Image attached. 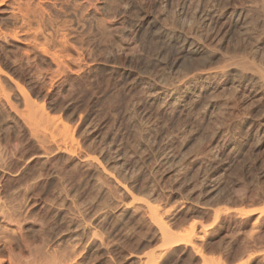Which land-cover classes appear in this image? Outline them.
Returning <instances> with one entry per match:
<instances>
[{
    "label": "rangeland",
    "instance_id": "obj_1",
    "mask_svg": "<svg viewBox=\"0 0 264 264\" xmlns=\"http://www.w3.org/2000/svg\"><path fill=\"white\" fill-rule=\"evenodd\" d=\"M263 2L5 0L0 5V26L19 32L16 40H0V64L9 75L19 82L22 80L25 86L28 84L25 88L32 98L40 99L50 117L69 122L77 141L75 150L68 154L58 145L60 142L53 141L45 127L37 128L35 125L39 123L36 122H27L32 128L27 123L26 127L21 115L19 118V114L3 105L4 101L0 99L3 102H0V200L5 199L1 201L7 207L2 202L0 205L3 210L11 208L9 211L14 210L21 218L29 243H36L48 235L59 236L61 230L63 237L73 235L77 229L81 234L85 230L84 251L79 261L86 260L85 264H137L139 261L130 254L145 257L161 246L156 228L141 212L134 210L142 194L156 190L159 195L156 191L153 193L159 202L168 203L171 215L175 216L174 219L171 216L172 229L181 231L197 221L201 230L198 246L202 255L226 264H245L248 253L260 254L264 249V212L260 215V210L264 209V84L243 86L235 79L234 84L224 86L225 78L210 86L193 83L197 94L202 95L191 99L196 100V104L188 101L191 96L185 82L196 72L217 65L227 66L232 59L243 61V67L249 63L250 67L245 66L246 69L256 68L254 71L259 70L258 73L264 71ZM18 5L28 9L31 18L35 19L30 31L17 17ZM40 19L43 22L38 26ZM165 28L171 30V36L165 33ZM180 32L188 37L197 36L199 40L201 37L206 49L215 47L222 57L218 54L214 59L204 51L186 53ZM43 42L50 54L52 50L61 49L58 50L60 60L65 65L61 79L57 77L61 72L57 73L50 54L41 53L40 48L36 51L35 46L45 44ZM25 52H30L33 64L30 60L28 64L31 66L26 63ZM224 59H229L225 61L226 65ZM39 70L43 72H40L41 77ZM51 73L55 74L56 80H52ZM44 74L51 79L44 77V80ZM0 82L10 88L8 91L14 88L5 76H0ZM237 84L241 88H236ZM12 90L10 100L23 103L18 91ZM175 97H178L177 101ZM180 99L188 101L189 105ZM33 127L39 129L38 133L35 130L36 137ZM48 134L50 137L47 138ZM118 181L125 190L118 186ZM134 195L138 196L136 202L131 198ZM252 207L254 210L259 208L253 215L241 214ZM258 216L261 217L256 236L251 224ZM77 224L81 229L75 228ZM94 230L97 233L101 230L99 234L103 239L107 238L104 240L108 247L96 248L97 239L90 237L91 242L88 240ZM247 233L253 234L251 239ZM111 240L116 245L113 246ZM251 248L255 250L250 251ZM169 251L162 255L159 264H205L191 248L179 246ZM257 259L249 264H264L259 262L261 258Z\"/></svg>",
    "mask_w": 264,
    "mask_h": 264
},
{
    "label": "bare ground",
    "instance_id": "obj_2",
    "mask_svg": "<svg viewBox=\"0 0 264 264\" xmlns=\"http://www.w3.org/2000/svg\"><path fill=\"white\" fill-rule=\"evenodd\" d=\"M4 1L5 0H0V5H3L4 4ZM39 2H41L42 0H38ZM88 0H86V2H87ZM210 1H212V0H210ZM257 1V0H256ZM262 1V0H261ZM90 2V1H89ZM209 2V1H208ZM207 2V3H208ZM199 3V2H198ZM262 3V2H261ZM86 4V3H85ZM185 4V3H184ZM194 5V4H193ZM196 5H197V3H196ZM259 5V4H258ZM257 5V6H258ZM263 5H264V2H263ZM185 6V5H184ZM189 6V5H188ZM201 6V5H200ZM199 7V6H198ZM17 8H18V15H17V17H18V19H20V21H21V23H22V26L24 27V28H26V29H28L29 28V31H30V27H31V25H32V20H35L34 19V17H33V19L31 18V16H30V14H29V11H28V9L26 10V9H24L21 5H18L17 6ZM257 8V7H256ZM259 8V7H258ZM241 9V8H240ZM255 9V8H254ZM261 9V8H260ZM199 10V9H198ZM205 10V9H204ZM212 10V9H211ZM203 11V10H202ZM241 11V10H240ZM251 11V10H250ZM255 11V10H254ZM217 12V11H216ZM260 12H262V10L260 11ZM190 13V12H189ZM230 13V12H229ZM247 13H248V11H247ZM201 14V13H200ZM234 14V13H233ZM236 14V13H235ZM234 14V15H235ZM239 14H240V12H239ZM264 14V13H263ZM179 15V14H178ZM186 15H187V13H186ZM203 15V14H202ZM217 15V14H216ZM222 15V14H221ZM242 15V14H241ZM240 15V16H241ZM245 15V14H244ZM254 15V14H253ZM185 16V15H184ZM209 16V15H208ZM210 16H211V14H210ZM252 16V15H251ZM199 18H200V16H199ZM204 18V17H203ZM207 18V17H206ZM219 18V17H218ZM260 18V17H259ZM264 18V17H263ZM217 19V18H216ZM238 20V19H237ZM252 20V19H251ZM263 20V19H262ZM212 21H213V19H212ZM239 21V20H238ZM42 20L40 19L39 21H38V23H39V25L38 26H41V24H42ZM210 22H211V20H210ZM219 22V21H218ZM212 23V22H211ZM230 23V22H229ZM245 23V22H244ZM243 23V24H244ZM161 24V23H160ZM182 24V23H181ZM215 24V23H214ZM221 24V23H220ZM185 25H186V23H185ZM187 25H188V23H187ZM189 25H191V24H189ZM209 25H210V23H209ZM181 26V25H180ZM179 26V27H180ZM215 26V25H214ZM164 27V26H163ZM183 27V26H182ZM211 27V26H210ZM216 27V26H215ZM166 28H169V26L168 27H166ZM166 28H165V33L168 35V36H171V30H166ZM264 28V27H263ZM8 28H4V27H1L0 26V40L1 39H8V38H12V40H16V38H17V34L19 33H16V31H8L7 30ZM19 29H21V28H19ZM171 29V28H170ZM181 29V28H180ZM188 29V28H187ZM208 29H209V27H208ZM216 29V28H215ZM215 29H213V30H215ZM222 29V28H221ZM240 29V28H239ZM210 30H212L211 28H210ZM248 30V29H247ZM19 31H21V30H19ZM28 31V30H27ZM176 31V30H175ZM175 31H173L172 33H174ZM209 31V30H208ZM221 31V30H220ZM188 32V31H187ZM206 32V31H205ZM210 32V31H209ZM208 32V33H209ZM213 32V31H212ZM211 32V33H212ZM264 32V31H263ZM162 34V33H161ZM179 34V37H184L183 38V40H184V46H185V50L187 51L186 53H188V54H197V53H199V52H201V51H204V53L205 54H208L209 56H211V57H216V55H218L219 54V49H217L218 50V52H217V50H214L215 49V47L213 48V50H211L210 48L209 49H206V45H205V47L202 45V38L200 37V40H199V37H197V36H193V37H188L187 35H185L184 33H182V32H180V33H178ZM204 33H202V35H203ZM219 34V33H218ZM177 35V34H176ZM189 35H192V34H189ZM201 35V33L199 34V36ZM210 35V34H209ZM261 35V34H260ZM62 37H63V34H62ZM178 37V36H177ZM179 37H178V39H179ZM64 38H66V37H64ZM205 38V37H204ZM62 39V38H61ZM172 39H173V37H172ZM177 39V38H176ZM213 39V38H212ZM65 40V39H64ZM165 40L167 41V40H169L170 41V39L168 38V39H166L165 38ZM259 40V39H258ZM261 40V39H260ZM178 41V40H177ZM180 41V40H179ZM179 41H178V43H179ZM201 41V42H200ZM204 41H206V40H204ZM45 42H47V41H45ZM45 42H43V43H45ZM207 42V41H206ZM212 42V41H211ZM260 42V41H259ZM5 43H7V42H5ZM60 43V42H59ZM63 43V42H62ZM61 43V44H62ZM3 44V43H2ZM39 44V43H38ZM37 44V46H39ZM64 44V43H63ZM66 44V43H65ZM81 44V43H80ZM177 44V43H176ZM210 44V43H209ZM67 45V44H66ZM65 45V46H66ZM170 45V44H169ZM182 45V44H181ZM208 45V44H207ZM2 46V45H1ZM34 46V45H33ZM37 46H35L36 47V51H38V48H40V51H41V53H43V54H50V52H49V50H48V47H46L47 45H46V43L45 44H43V45H41V46H39V47H37ZM81 46V45H80ZM85 46V45H84ZM183 46V47H184ZM34 47V48H35ZM169 47V46H168ZM33 48V49H34ZM57 48V47H56ZM63 48V47H62ZM66 48H67V46H66ZM82 48V47H81ZM218 48V47H217ZM1 49H3L2 47H1ZM54 49V48H53ZM65 49V48H64ZM58 50L60 51L61 49H59L58 48ZM58 50H56V51H53L52 50V52H51V54H50V56L49 57H52V59H50V60H52V63L56 66V69H57V73L58 72H61V70L65 67V65H64V61L63 60H60L61 59V56L59 55L60 53H59V51ZM85 50V49H84ZM93 50V49H92ZM183 50V49H182ZM184 51V50H183ZM64 52V51H63ZM63 52H61V53H63ZM78 52V51H77ZM90 52V51H89ZM8 53V52H7ZM26 53V52H25ZM24 53V54H25ZM30 52H28V53H26V63L28 64V62H29V60L31 59L30 57H29V54ZM79 53V52H78ZM87 53V52H86ZM241 53H243V52H241ZM65 54V53H64ZM235 54V53H234ZM247 54V53H246ZM3 55V54H2ZM63 55V54H62ZM207 55V56H208ZM221 57H222V54H219ZM231 55V54H230ZM233 55V54H232ZM48 56V55H47ZM78 56H79V54H78ZM81 56V55H80ZM228 56V55H227ZM234 56V55H233ZM233 56H230L231 58L233 57ZM244 56H245V54H244ZM4 57V56H3ZM62 57H64V56H62ZM84 57V56H83ZM230 57H228V58H230ZM235 57H238V55L237 56H235ZM239 57H240V55H239ZM248 57V56H247ZM246 57V58H247ZM24 58V57H23ZM35 58H36V55H35ZM91 58V57H90ZM225 58H227V57H225ZM15 59V58H14ZM66 59V58H65ZM204 59H206L205 57H204ZM215 59V58H214ZM222 59V58H221ZM239 59V58H238ZM21 60V59H20ZM33 61H34V59H32ZM78 60H79V58H78ZM85 60V59H84ZM217 60V59H216ZM215 60V61H216ZM227 60H229V59H227ZM227 60H225L224 59V63H225V61H227ZM231 60V59H230ZM12 61V60H11ZM186 61V60H185ZM218 61H219V59H218ZM236 61H238V60H235V61H233V59L231 60V61H229V62H234L233 64L231 63V64H228L227 66H218L217 64V67H215V68H210V67H208L207 69H203L202 71H200V72H196V73H194L192 76H190V78L188 79V81L187 82H185L186 83V89L189 91V94H190V99H188V101L190 100L191 101V99L194 97V98H198L200 95V93L199 94H197V88L195 87V86H193V83L195 84V83H198V82H202V83H205L206 85H208V86H210V84L211 83H215L216 81L218 82L219 80H221V79H223V78H225V79H227V83H225L224 84V86H226L228 83H233L234 84V80L235 79H237L238 81L237 82H240L239 84H241V85H243V86H250V85H256L257 83H259V82H262V84H264V74H262V73H264V71L262 72H260V73H258L259 72V70H257L258 72H256V71H254L255 69H252L254 72L252 73L251 71V68L249 69L248 67H250V66H248L249 65V63H247L246 65H244V67L245 66H248L247 68L248 69H246V67L244 68L243 66H242V64L244 63L243 61L240 63L239 61V63L238 64H235V62ZM241 61V60H240ZM248 61V60H247ZM4 62V61H3ZM15 62V61H14ZM51 62V61H50ZM210 62V61H209ZM212 62V61H211ZM220 62V61H219ZM228 62V61H227ZM246 62V61H245ZM16 63V62H15ZM29 63H32L31 62V60H30V62ZM83 63V62H82ZM175 63V62H174ZM191 63V62H190ZM3 64V63H2ZM25 64V63H24ZM33 64V63H32ZM31 64V65H32ZM38 64V63H37ZM87 64V63H86ZM89 64V63H88ZM193 64V63H192ZM208 64V63H207ZM10 65V64H9ZM12 65H13V61H12ZM17 65V64H16ZM15 65V66H16ZM31 65H29L28 64V66H31ZM51 65V64H50ZM68 65V64H67ZM199 65V64H198ZM209 65V64H208ZM216 65H213V66H216ZM220 65H223V64H221V62H220ZM224 65H226V63L224 64ZM27 66V67H28ZM37 66H39V65H37ZM81 66V65H80ZM204 66V65H203ZM83 67V66H82ZM195 67V66H194ZM257 67V66H256ZM5 68V67H4ZM4 68L2 67V65L0 64V76H5L6 77V79H8V81L11 83V86H14V88L18 91V93H19V95H20V97L19 98H22V100L21 101H23V103L21 102H18L19 104H17V103H14V102H12L11 100H10V94L12 95V89H14V88H12L10 91H8V89H10V88H5L4 86L7 84V81H6V83H5V85H3V84H0V99H2L3 101H4V103L3 102H1V103H3V105H6L8 108H10V109H12V110H14V111H16V113H18L19 114V118H20V115H21V117L23 118V123H25V125H26V123L28 122V123H31V122H36V123H39V125L37 124V125H35L37 128H39L40 129V127H38V126H42V127H45V129H46V132L47 133H49L50 132V135H52L51 137H53V141H55V142H60V144H58V145H60V147L62 146L63 147V150L64 151H67V153L69 152V153H71V152H73L74 150H75V147H76V144H77V141H76V139H75V133H74V131L72 130V126L70 125L69 126V122L68 123H65V121H63V119H61V118H53L52 117V115H51V117H50V115H49V113H47V111H46V108H45V106H44V104H42V102L40 101V99H39V101L37 100V97H36V99H34V98H32V95H31V93L28 91V89H26L25 87L28 85H24V84H26V83H24L22 80H20V82L22 81L23 82V84H21L20 82H19V80L18 79H16V77H14V76H12V75H9V73H7V72H5L4 71ZM36 68V67H35ZM69 68V67H68ZM204 68V67H203ZM258 68V67H257ZM22 69V68H21ZM37 69V68H36ZM41 69V68H40ZM49 68L47 67V70H48ZM83 69V68H82ZM190 69V68H189ZM197 69V68H196ZM260 69V68H259ZM6 70V69H5ZM16 70V69H15ZM15 70H13V71H15ZM42 70V69H41ZM64 70V69H63ZM248 70H250V72L248 71ZM45 71V70H44ZM32 72V71H31ZM40 70H39V74H40ZM63 72V71H62ZM62 72H61V74L60 73H58V75L59 76H57V77H60L61 75H62ZM256 72V73H255ZM36 73V72H35ZM41 73H43V72H41ZM45 73V72H44ZM54 73L56 74V72L54 71ZM258 73V74H257ZM38 74V75H39ZM47 74V73H46ZM49 74V73H48ZM52 74V73H51ZM55 74L52 76V80L54 79V80H56V76H55ZM63 74H65V72L63 73ZM37 75V74H36ZM57 75V74H56ZM66 75V74H65ZM65 75H63L64 77H65ZM40 77H41V74L39 75ZM50 76V75H49ZM67 76V75H66ZM22 77V76H21ZM31 77V76H30ZM37 77V76H36ZM44 77H48V76H45V74H44V76H43V78ZM19 78V77H18ZM29 78V77H28ZM50 77H48V79H49ZM26 79V78H25ZM34 79V78H33ZM36 79H38V78H36ZM41 79V78H40ZM39 79V80H40ZM47 79V78H46ZM51 79V78H50ZM60 79H61V77H60ZM32 80V79H31ZM31 80H29L30 82V84L32 83V81ZM44 80H45V78H44ZM52 80H51V82H52ZM53 80V81H54ZM58 80V79H57ZM187 80V79H186ZM185 80V81H186ZM33 81H36V80H33ZM42 81H43V79H42ZM222 81V80H221ZM221 81H219L220 83H221ZM2 82V81H1ZM0 82V83H1ZM8 82V83H9ZM46 82V81H45ZM226 82V81H225ZM28 83V82H27ZM34 83V82H33ZM219 83V84H220ZM223 83V82H222ZM48 84V83H47ZM46 84V85H47ZM216 84V83H215ZM49 85V84H48ZM50 85H52V83L50 84ZM185 85V84H184ZM212 85V84H211ZM261 85V84H260ZM8 86V85H7ZM10 86V87H11ZM201 86V85H200ZM222 86V85H221ZM232 86H234V85H232ZM202 87V86H201ZM213 87V86H212ZM238 87H240V86H238V84H237V87L236 88H238ZM263 87V86H262ZM217 88V87H216ZM223 88V87H222ZM221 88V89H222ZM241 88V87H240ZM260 88V87H259ZM32 89V88H31ZM203 89V88H202ZM205 89V88H204ZM210 89V88H209ZM215 89V88H214ZM213 89V90H214ZM225 89V88H224ZM228 89V88H227ZM233 88H231V90H232ZM253 89V88H252ZM205 90H208V87H206V89ZM239 90H241V89H239ZM15 91V90H14ZM203 91V90H202ZM215 91V90H214ZM242 91V90H241ZM241 91H239V92H241ZM252 91V90H251ZM260 91V90H259ZM16 92V91H15ZM175 92V91H174ZM185 92V91H184ZM233 92H235V88H234V91ZM236 92H238V91H236ZM239 92H238V94H239ZM261 92V91H260ZM209 93H212V92H209ZM225 93V92H224ZM242 93V92H241ZM15 94V96L17 95V93H14ZM32 94H33V92H32ZM167 94V93H166ZM171 94V93H170ZM208 94V93H207ZM230 94V93H229ZM237 93H235V95H236ZM163 95V94H162ZM181 95V94H180ZM187 95V94H186ZM244 95V94H243ZM177 96V95H176ZM202 96V95H201ZM200 96V97H201ZM209 96V95H208ZM164 97V96H163ZM12 98V97H11ZM176 98V97H175ZM178 98V97H177ZM177 98L175 99L176 101H177ZM181 98V97H180ZM184 98V97H183ZM234 98V97H233ZM236 98V97H235ZM17 99V98H16ZM200 99V98H199ZM198 99V100H199ZM243 99V98H242ZM15 100V99H14ZM179 100V99H178ZM181 100V99H180ZM184 100V99H183ZM183 100H181V101H183ZM193 100V99H192ZM195 100V99H194ZM205 100V99H204ZM18 101H19V99H18ZM43 101V100H42ZM188 101H186V100H184L183 102H185V105H189L188 103ZM202 101V100H201ZM187 102V103H186ZM192 103L193 102H196V100L195 101H191ZM172 103H173V101H172ZM224 103V102H223ZM20 104H23V106H21L22 108H20L19 106H20ZM161 104V103H160ZM177 104V103H176ZM180 103H178V105H179ZM182 104V103H181ZM196 104H198L197 102H196ZM236 104V103H235ZM19 105V106H18ZM173 105H174V103H173ZM168 106H169V104H168ZM181 106H184V105H181ZM5 107V106H4ZM170 107H173V106H170ZM179 107V106H178ZM191 107H192V105H191ZM195 107V106H194ZM193 107V108H194ZM182 108V107H181ZM231 108V107H230ZM21 109V110H20ZM170 109H172V108H170ZM179 109V108H178ZM186 110V109H185ZM189 109H187V111H188ZM224 111V110H223ZM173 112V111H172ZM177 112V111H176ZM189 112V111H188ZM191 112V111H190ZM174 113V112H173ZM51 114V113H50ZM181 116V115H180ZM24 120L26 121V122H24ZM169 120V119H168ZM173 120V119H172ZM28 123H27V125H28ZM35 123V124H36ZM27 125H26V127H27ZM29 126V128L31 129L32 127L30 126V125H28ZM34 126V125H33ZM34 128L33 127V129H34V133H35V135H34V133H31V134H33L35 137H36V132H35V130L37 129V128ZM251 127V126H250ZM29 129V130H30ZM39 129H37V133H38V130ZM249 129V128H248ZM49 131V132H48ZM167 131V130H166ZM32 132V131H31ZM255 133V132H254ZM41 134V133H40ZM259 134V133H258ZM32 135V136H33ZM44 135V134H43ZM170 135V134H169ZM48 136H49V134L46 136L47 138H48ZM50 137V136H49ZM33 138V137H32ZM31 138V139H32ZM54 138L56 139V140H59V141H56V140H54ZM40 139V138H39ZM254 139V138H253ZM259 139V138H258ZM176 140V139H175ZM35 142V141H34ZM167 142V141H166ZM258 143V142H257ZM169 144V143H168ZM175 144V143H174ZM16 145V144H15ZM18 145V144H17ZM56 145V144H55ZM19 146V145H18ZM51 146V145H50ZM78 146V145H77ZM52 147V146H51ZM60 147H59V149H60ZM167 147V146H166ZM58 148V147H57ZM165 150V149H164ZM62 151V150H61ZM63 151V152H64ZM68 153V154H69ZM78 153V152H77ZM165 156H167V153L165 152ZM49 155V154H48ZM168 155H170L169 153H168ZM164 155H163V157H165ZM171 156V155H170ZM38 157V156H37ZM79 157V156H78ZM162 157V158H163ZM168 157V156H167ZM173 157V156H172ZM95 158V157H94ZM161 158V159H162ZM83 159H84V157H83ZM86 160V159H85ZM172 160H173V158H172ZM167 161V160H166ZM196 161V160H195ZM82 162V161H81ZM93 162V161H92ZM92 162H91V164H92ZM96 162V161H95ZM170 162V161H169ZM87 163V162H86ZM214 163V162H213ZM95 166L97 165V164H94ZM93 165V166H94ZM170 165V164H169ZM210 165V164H209ZM214 167V166H213ZM127 168V167H126ZM99 171V170H98ZM125 172V171H124ZM133 173V172H132ZM205 173V172H204ZM208 173V172H207ZM106 176V175H105ZM204 176V175H203ZM108 177V176H107ZM106 177V178H107ZM110 178V177H109ZM39 179V178H38ZM43 179V178H42ZM41 179V180H42ZM1 180V179H0ZM40 180V179H39ZM38 180V181H39ZM218 180V179H217ZM124 181V180H123ZM126 181V180H125ZM124 181V182H125ZM209 181V180H208ZM150 182V181H149ZM64 183V182H63ZM117 183V182H116ZM9 184V183H8ZM16 184V183H15ZM28 184V183H27ZM61 184V183H60ZM118 186L121 188V189H123V190H125V187H124V185L123 184H121V183H119V181H118ZM32 185H34V184H32ZM152 185V184H151ZM207 185V184H206ZM213 185V184H212ZM30 187H31V185H29ZM140 186V185H139ZM7 187H8V185H7ZM142 187V186H141ZM148 187V186H147ZM151 188V187H150ZM1 189V188H0ZM22 189V188H21ZM24 189V188H23ZM160 189V188H159ZM147 190V189H146ZM145 190V191H146ZM68 191V190H67ZM138 191H140V192H142L143 191V189H142V191L141 190H138ZM149 191V190H148ZM156 191V190H155ZM155 191H153L154 193H155ZM161 191V190H160ZM17 192V191H16ZM127 192V191H126ZM130 192V191H129ZM153 192H151L150 194H147V192L145 193V194H142L140 197H139V199H137L138 201H137V203H135V205L136 206H134V210H135V212L136 211H138V212H141V214H142V216L143 217H145V218H147L148 220H149V222H150V224L152 225V227H154V228H156V230H157V233H159L160 234V238H161V246H160V248L159 249H157V250H154L153 252H151V253H149V251H148V253L149 254H147L145 257H143V256H141V255H135V254H130V257H135L138 261H139V263L140 264H159L160 263V259L162 258V257H164V256H162L165 252L167 253V252H170L169 250H171V248H173V247H178L179 248V246H184V247H188V248H191V251H194L195 252V254L197 255V256H200L201 258H202V262L204 263L205 262V264H226V263H223V262H221L219 259H217V258H214V257H209V256H205V255H202L201 253H200V250H199V248H201V247H199L198 245H199V240L201 241V237H200V233H201V230H199L198 229V225L196 224V222H192L189 226H187L186 228H182L183 230H179V231H175L174 229H172L171 228V216L173 217V215H171V208L170 207H168L169 205H168V203L167 204H165V203H160L159 202V200H158V198L156 197L157 195L156 194H154ZM1 193V192H0ZM12 193V192H11ZM56 193V192H55ZM125 193V192H124ZM156 193H157V191H156ZM2 194V193H1ZM158 195H159V193H157ZM61 195V194H60ZM138 195H140V194H138ZM1 196V195H0ZM3 196V195H2ZM11 197V196H10ZM12 197H14V195L12 196ZM20 197V196H19ZM126 197V196H125ZM135 197H138V196H135L134 195V197H131V198H133L134 199V201H135ZM6 198H7V196H6ZM23 198V197H22ZM59 198V197H58ZM3 199V198H2ZM1 199V200H2ZM0 200V202H2L3 200H5V199H3L2 201ZM7 200V199H6ZM9 200V199H8ZM15 200V199H14ZM262 200H263V198H262ZM133 201V202H134ZM261 201V200H260ZM260 201H258V204H260L259 202ZM7 202V201H6ZM64 202H65V200H64ZM67 202V201H66ZM136 202V201H135ZM22 203H24V202H22ZM262 203V202H261ZM263 203H264V201H263ZM1 204H5V203H1ZM56 204V203H55ZM134 204V203H133ZM2 205V206H3ZM59 205V204H58ZM131 205H132V203H131ZM1 205H0V264H85L84 262L86 261H79L80 259V257H81V255H82V253H83V251H84V240H83V237H84V232H85V230H84V232H82V234L80 233V232H78L77 230H75V233L73 234V235H70V236H68V237H63V235L62 236H60L61 235V233L63 232L62 230H61V233H60V235L59 236H57V235H55V234H53V235H48L47 236V238H41V240H39L38 242H34V243H29V241L27 240V237H26V234H25V225H23L22 224V222H21V218H19V216L17 215V213H15L14 212V210L13 211H9V210H11V208H9V210H6V209H2L3 207H2ZM9 206V205H8ZM19 206H20V204H19ZM67 206V205H66ZM4 207H5V205H4ZM7 207V206H6ZM5 207V208H6ZM11 207V206H10ZM259 207H262V206H259ZM14 208H15V205H14ZM16 208H17V206H16ZM61 208V207H60ZM64 208V207H63ZM128 208V207H127ZM178 208V207H177ZM206 209V208H205ZM252 209H253V207H252ZM252 209H250L249 208V211L248 210H246L247 212H245V211H243L244 213H241V214H245L244 216H246V215H253L254 213H256V211H257V209H259V208H257L256 210H252ZM61 210V209H60ZM173 211L175 210V209H172ZM229 210V209H228ZM15 211H16V209H15ZM18 211V210H17ZM133 211V210H132ZM178 211V210H177ZM224 211V210H223ZM21 212V211H20ZM56 212V211H55ZM176 212V211H175ZM214 213H215V211H213ZM227 212V211H226ZM229 212V211H228ZM264 212V209H262V210H260V215L262 216V213ZM19 213V212H18ZM30 213V212H29ZM49 213V212H48ZM122 213V212H121ZM134 213V212H133ZM240 213V212H239ZM136 214L137 213H135V216H136ZM139 214V213H138ZM219 214V213H218ZM228 214V213H227ZM240 214V215H241ZM264 214V213H263ZM21 215V214H20ZM28 215V214H27ZM26 215V216H27ZM32 215V214H31ZM134 215V214H133ZM215 216H216V214H214ZM220 215H221V213H220ZM224 215H226V213L224 214ZM258 215H259V212H258ZM25 216V215H24ZM65 216V215H64ZM67 216V215H66ZM121 216V215H120ZM123 216V215H122ZM132 216V215H131ZM228 216V215H227ZM243 216V215H242ZM241 216V217H242ZM244 216L242 217V218H244ZM260 216V217H261ZM21 217H23L22 215H21ZM175 217V216H174ZM174 217H173V219H174ZM226 217V216H225ZM259 216L256 218V220H255V222L253 223L252 222V224H251V227H253L252 229H253V231H254V234L256 235V233L258 232L257 230V228H258V224H259V218H260ZM25 218V217H24ZM28 218V217H27ZM34 218V217H33ZM125 218V217H124ZM144 218V219H145ZM228 218V217H227ZM234 218V217H233ZM246 218H248V217H246ZM63 219V218H62ZM121 219V218H120ZM133 219V218H132ZM237 219H238V217H237ZM23 220V219H22ZM36 220V219H35ZM39 220V219H38ZM71 220V219H70ZM128 220V219H127ZM127 220H125V221H127ZM262 220H264V219H262ZM26 221V220H25ZM41 221V220H40ZM81 221V220H80ZM124 221V220H123ZM129 221V220H128ZM141 221V220H140ZM195 221V220H194ZM71 222V221H70ZM76 222V221H75ZM138 222V221H137ZM145 222V221H144ZM177 222V221H176ZM25 223H27V222H25ZM74 223V222H73ZM81 223V222H80ZM79 223V224H80ZM85 223V222H84ZM125 223V222H124ZM139 223V222H138ZM141 223V222H140ZM186 223V222H185ZM264 223V222H263ZM36 224V223H35ZM38 224V223H37ZM54 224V223H53ZM81 224H83V223H81ZM147 224V223H146ZM249 224V223H248ZM261 224V223H260ZM85 225V224H84ZM119 225V224H118ZM124 225V224H123ZM188 225V224H187ZM41 226V225H40ZM51 226H53V225H51ZM80 226H82V225H80ZM86 226V225H85ZM144 226V225H143ZM199 226H200V224H199ZM41 227H43V225L41 226ZM65 227V226H64ZM66 227H67V225H66ZM65 227V228H66ZM79 226H78V224L76 225V227L75 228H78ZM139 227V226H138ZM200 227H202V226H200ZM263 227V226H262ZM55 228V227H54ZM69 228V227H68ZM70 228H72L71 226H70ZM82 228H83V226H82ZM98 228V227H97ZM132 228H133V226H132ZM143 228V227H142ZM204 228H205V226H204ZM73 229V228H72ZM71 229V230H72ZM79 229H81L80 227H79ZM87 229H89V228H87ZM93 229H94V227H93ZM101 229V228H100ZM121 229V228H120ZM130 229V228H129ZM136 229V228H135ZM138 229V228H137ZM152 229V228H151ZM179 229V228H178ZM180 229H181V227H180ZM251 229V230H252ZM52 230V229H51ZM54 230V229H53ZM67 230V229H66ZM70 230V232H72ZM102 230V229H101ZM100 230V231H101ZM133 230V229H132ZM202 230H203V228H202ZM40 231V230H39ZM56 231V230H55ZM97 231V230H96ZM95 230L92 232V236H88L89 237V239L88 240H90V237H91V239H93V238H95V240H96V244H94V241H93V244L94 245H96V248H101V249H103V247L104 246H107L108 247V244L106 243V240H107V238H106V240H104L103 239V237L101 236V234H99L100 233V231H98V233L96 232ZM129 231V230H128ZM134 231V230H133ZM137 231V230H136ZM143 231V230H142ZM53 232V231H52ZM87 232V234H88V231H86ZM57 233V232H56ZM65 233H68V232H65ZM106 233V232H105ZM104 233V234H105ZM260 233V232H259ZM59 234V233H58ZM84 234V235H83ZM90 234V233H89ZM129 234V233H128ZM136 234V233H135ZM248 234V233H247ZM258 234V233H257ZM140 235H142V234H140ZM250 235H253V234H250ZM249 234H248V236H250ZM37 236H39V235H37ZM45 236V235H44ZM94 236V237H93ZM256 236H258V235H256ZM139 237V236H138ZM141 237V236H140ZM246 237H247V235H246ZM109 238V237H108ZM110 238H111V236H110ZM110 238H109V242H110ZM254 238H256V237H254ZM124 239V238H123ZM141 239V238H140ZM154 239V238H153ZM159 239V238H158ZM250 239H251V236H250ZM258 240H260V238H257ZM256 239V240H257ZM264 239V238H263ZM94 240V239H93ZM139 240V239H138ZM255 240V239H254ZM262 240V239H261ZM107 241V242H108ZM158 241V240H157ZM85 242H86V240H85ZM90 242H91V240H90ZM89 241H88V245H89V243H90ZM108 242V243H109ZM111 242H113L112 243V245L113 244H115L114 243V241H112L111 240ZM252 242H253V240H252ZM258 242V241H257ZM256 242V243H257ZM260 242V241H259ZM258 242V243H259ZM254 243V242H253ZM252 243V244H253ZM255 243V244H256ZM260 243H262V242H260ZM105 244H107V245H105ZM110 244V243H109ZM119 244V243H118ZM251 244V243H250ZM263 244V243H262ZM87 245V244H86ZM91 245V244H90ZM93 245V246H94ZM116 245V244H115ZM256 245H258V246H260L259 244H256ZM114 246V245H113ZM120 246V245H119ZM118 246V247H119ZM251 246V245H250ZM255 245H253V247H254ZM257 246V248H260V247H258ZM262 247H263V245H261ZM110 247H111V245H110ZM117 247V246H116ZM123 247V246H122ZM249 247V246H248ZM87 248V247H86ZM115 248V247H114ZM127 248V247H126ZM117 249V248H116ZM252 249L253 248H251L250 249V251H252ZM261 249H263V248H261ZM96 250V249H95ZM107 250V249H106ZM105 250V251H106ZM181 250H183V249H181ZM248 250V249H247ZM253 250H255V249H253ZM259 250V249H258ZM90 251V250H89ZM100 251V250H99ZM98 251V252H99ZM104 251V252H105ZM112 251V250H111ZM184 251V250H183ZM186 251V250H185ZM246 251V250H245ZM249 251V250H248ZM249 251V252H250ZM261 251V250H260ZM97 252V251H96ZM175 252V251H174ZM188 252V251H187ZM247 252V251H246ZM245 252V253H246ZM105 253H107V252H105ZM112 253V252H111ZM116 253V252H115ZM119 253H120V251H119ZM139 253V252H138ZM142 253V252H141ZM189 253V252H188ZM192 253V252H191ZM248 253V252H247ZM251 253V252H250ZM252 253H253V251H252ZM249 254L248 253V255H246V254H244V256L246 255L247 256V259H245L244 258V261L246 260V262H245V264L247 263V264H249L250 262H253L255 259H257L258 257L259 258H261V260L259 261V262H261L262 261V263H264V249L260 252V254L259 255H257V256H255L256 254H255V252L253 253V254ZM89 254V253H88ZM108 254H110V253H108ZM107 254V255H108ZM101 255V254H100ZM116 255V254H115ZM134 255V256H133ZM144 255V254H143ZM86 256V255H85ZM84 256V257H85ZM105 256V255H104ZM140 256V257H139ZM116 257V256H115ZM191 257V256H190ZM86 258V257H85ZM84 258V259H85ZM102 258H103V256H102ZM108 258H112V257H108ZM117 258V257H116ZM79 259V260H78ZM83 259V260H84ZM100 259V258H99ZM123 259V258H122ZM121 259V260H122ZM89 260H91V259H89ZM109 260V259H108ZM112 260V259H111ZM241 260H242V257H241ZM258 260V259H257ZM110 261V260H109ZM109 261H108V263H109ZM118 261V260H117ZM243 261V260H242ZM243 261V262H244ZM95 262V261H94ZM93 262V263H94ZM115 262V261H114ZM120 262V261H119ZM88 263V262H87ZM139 263H137V264H139ZM256 263V262H255ZM118 264V263H117ZM239 264H240V262H239ZM243 264V263H242ZM261 264V263H260Z\"/></svg>",
    "mask_w": 264,
    "mask_h": 264
}]
</instances>
